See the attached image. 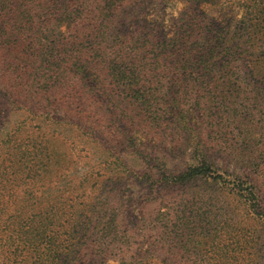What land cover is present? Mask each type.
I'll list each match as a JSON object with an SVG mask.
<instances>
[{
    "label": "trees",
    "instance_id": "trees-1",
    "mask_svg": "<svg viewBox=\"0 0 264 264\" xmlns=\"http://www.w3.org/2000/svg\"><path fill=\"white\" fill-rule=\"evenodd\" d=\"M170 1L0 0V264H264L190 209L264 225V0Z\"/></svg>",
    "mask_w": 264,
    "mask_h": 264
},
{
    "label": "rangeland",
    "instance_id": "rangeland-1",
    "mask_svg": "<svg viewBox=\"0 0 264 264\" xmlns=\"http://www.w3.org/2000/svg\"><path fill=\"white\" fill-rule=\"evenodd\" d=\"M237 0H219L218 8H213V15L218 19L224 18L228 13L236 12V16H239L241 9L234 8ZM183 2L181 0L170 1L165 10L162 11L166 21L169 18L177 16L178 11L182 8ZM256 134L259 137L260 146L264 150V122H260V126L257 125ZM212 203L206 206L204 203L210 200L199 201L193 204L190 209L194 213H204L209 211L211 216L219 215L222 220H230L232 223L224 225L218 229L217 232L212 230L210 226L209 236L200 237L201 252L197 253L196 256L202 259H215V258H234L237 257L239 260H249L254 257V252L257 249L256 235L260 229L264 228V225L260 220H256L253 213L247 210V207L240 205L237 200H233L228 197L226 193L220 194L215 191L212 198ZM224 206V207H223ZM252 245V246H251ZM251 246V247H250ZM191 248V245L186 247ZM184 253V252H183ZM189 255V253H186ZM169 257L172 255L168 254ZM111 264L116 262L110 261Z\"/></svg>",
    "mask_w": 264,
    "mask_h": 264
}]
</instances>
